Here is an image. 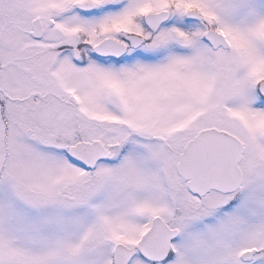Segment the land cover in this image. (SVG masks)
I'll return each mask as SVG.
<instances>
[{"label":"snow or ice","instance_id":"6c2138e0","mask_svg":"<svg viewBox=\"0 0 264 264\" xmlns=\"http://www.w3.org/2000/svg\"><path fill=\"white\" fill-rule=\"evenodd\" d=\"M0 264H264V0H0Z\"/></svg>","mask_w":264,"mask_h":264}]
</instances>
